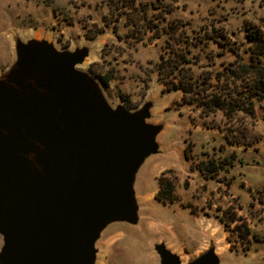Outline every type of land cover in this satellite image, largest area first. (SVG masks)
<instances>
[{"label":"rangeland","instance_id":"rangeland-1","mask_svg":"<svg viewBox=\"0 0 264 264\" xmlns=\"http://www.w3.org/2000/svg\"><path fill=\"white\" fill-rule=\"evenodd\" d=\"M168 22L178 26L175 37L200 39L192 69L205 72L230 58L222 52L237 46L243 25L264 30V0H0V73L15 61L16 37L46 39L58 49L87 45L91 52L80 68L110 73L101 86L112 106L135 109L154 100L148 122L165 124L158 136L164 152L147 157L142 167L161 163L139 173L138 221L107 225L95 243V264H160L158 245L182 264L208 249L221 264H264L261 113L205 116L161 84L154 68L168 52L164 37L146 27ZM211 29L227 46L204 38ZM160 177L171 185V200L164 203L154 198Z\"/></svg>","mask_w":264,"mask_h":264},{"label":"water","instance_id":"water-1","mask_svg":"<svg viewBox=\"0 0 264 264\" xmlns=\"http://www.w3.org/2000/svg\"><path fill=\"white\" fill-rule=\"evenodd\" d=\"M14 49L0 73V264H95L107 225L137 223V179L160 165L142 167L164 152L165 124L148 122L154 100L135 109L108 102L98 77L80 68L87 45L16 37ZM156 251L160 264H182L163 245ZM221 262L208 249L186 264Z\"/></svg>","mask_w":264,"mask_h":264},{"label":"trees","instance_id":"trees-1","mask_svg":"<svg viewBox=\"0 0 264 264\" xmlns=\"http://www.w3.org/2000/svg\"><path fill=\"white\" fill-rule=\"evenodd\" d=\"M177 27L170 22L159 28L157 25L146 27L149 31H157V38L164 37L163 48L168 52L160 54L155 64L157 80L179 92L185 105L205 116L217 111L229 117L238 113L249 116L258 109L264 121V30L254 23L243 25L240 40L234 42L237 46H228L222 52L230 58L221 63L220 68L203 72L192 69L200 60V39L188 41L175 37ZM220 34L211 29L203 36L217 48H224L227 44L216 39ZM95 75L104 86L112 79L109 72ZM170 192L171 185L160 177L154 198L162 203L170 201Z\"/></svg>","mask_w":264,"mask_h":264}]
</instances>
